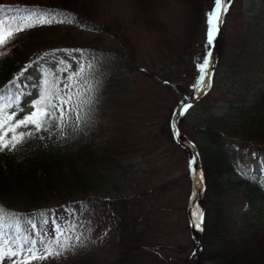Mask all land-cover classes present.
<instances>
[{
    "label": "trees",
    "instance_id": "trees-1",
    "mask_svg": "<svg viewBox=\"0 0 264 264\" xmlns=\"http://www.w3.org/2000/svg\"><path fill=\"white\" fill-rule=\"evenodd\" d=\"M172 1L178 9L173 15H166L160 12L156 0H132L131 19L126 23L120 17H107L100 8V0H0V9H3L0 21L12 28L31 13H47L56 20L66 21L16 32L0 48L3 53L0 54V94L10 98L19 93L17 83L25 82L24 77L32 75L31 70L38 73L35 99L45 79L56 80L63 89L68 79L63 81L47 68L33 69L51 53L77 56L85 67V76L101 80L92 82L96 95L86 124L81 122L77 127L73 113L63 132L59 128L42 131L37 136L43 139L26 138L18 151L0 154V206L24 218V227L33 231L28 223L31 220L36 224V233H51L55 225L74 224V231L66 235H72L73 239L79 236L82 241L69 252L33 264H137L141 258L138 250L143 229L137 227L136 221L142 211L135 199L129 203L134 184L123 173L131 164L127 155L114 145L120 140L122 127L106 116H113L110 111L114 105L121 111L117 97L121 99L124 86L117 84L121 80L113 71L116 64H122L132 73V83H136L138 74L144 75L171 99L165 105L170 109L156 125L169 147H183L172 135L171 114L196 88L197 61L206 51V13L213 8L214 0ZM256 15L264 19L259 11ZM263 19L258 29L247 27L237 49L231 50L234 58L229 65L226 54L231 52L228 51L231 45L226 42V24L221 26L222 39L213 61L210 89L216 87L214 83L225 71V63L231 70L223 76L229 100L225 114H202L192 108L177 122L179 131L197 149V169L203 174L199 194L202 242L195 264H264V180L242 171L231 145L234 141L243 142L264 152V79L254 78L257 74L264 77L261 73L264 71ZM76 25L87 29L89 34ZM77 49L83 50V58L79 52L71 51ZM90 61L92 69L87 67ZM125 74L123 80H128L129 74ZM236 76H243L249 84L241 104L231 99L241 89L233 83ZM102 77L109 79L103 81ZM106 85L104 91L102 87ZM189 114L194 117L192 121L185 118ZM22 115L18 114L17 118ZM188 122L191 125L185 128ZM103 127L108 128L107 132ZM100 206L113 211L110 232L103 236H115L118 229L116 237L120 238L116 244L120 251L116 250L111 259L96 250L83 223ZM118 210L122 213L117 219ZM143 214L147 219L148 212ZM187 220L184 227L192 234L188 243L192 250L197 237ZM224 221L226 226H220ZM183 260L162 263L186 264L187 259Z\"/></svg>",
    "mask_w": 264,
    "mask_h": 264
},
{
    "label": "rangeland",
    "instance_id": "rangeland-1",
    "mask_svg": "<svg viewBox=\"0 0 264 264\" xmlns=\"http://www.w3.org/2000/svg\"><path fill=\"white\" fill-rule=\"evenodd\" d=\"M156 5L161 9L160 12L166 15H173V12L178 9V5L172 0H156ZM132 6V0H100V8L107 17H120L126 23L131 19ZM258 11L264 14V0H232L227 12L223 14L227 31L226 42L229 46L231 45V49L228 51L237 49L238 42L242 34L247 33L248 26L256 30L262 25L259 20L262 21L263 17H257L258 20L255 17ZM68 26H73V24ZM76 28L85 34H89V31L81 25H76ZM221 39V34H217L214 41L215 47L220 44ZM214 51L215 48L212 52L213 59L215 57ZM233 53L234 51H231L226 54L228 65L234 58ZM38 65L51 69L55 76H60L64 81L76 73L81 64L77 56L73 54L56 53L46 57ZM223 69H225L224 72L227 75L231 71L226 68L225 63H223ZM114 71L119 81L121 80V83L117 84H123L124 86V94L120 100L117 97V102H121V111L117 110L118 105H114L110 111L113 116L108 114L106 117L112 118L118 127H122L120 140H116L114 145L127 155L128 162L131 164L128 171L126 169L123 171L124 178H129L131 185L134 184L133 196L129 203L135 199L142 211L139 212L136 221L137 227L140 230L143 229L139 237L140 249L138 250L141 258L137 264H163L162 261L181 263L183 259H187L188 263L194 247L190 250L188 243L192 234L184 226L191 216L192 206L199 202V195L197 196V192H192L190 182L186 176V172L189 171L190 152L183 147H169L159 135L158 126L156 125V122L162 121L161 118L165 117L168 109H170L165 105L170 104L171 99L159 87L152 85L144 76L138 75L136 83H132L130 81L132 73L126 70L122 64H116ZM31 72L33 76L24 77L26 81L19 83L20 90L16 89L24 93L19 97L20 106L24 111L30 109V101L35 93L33 85L37 73H34L33 70ZM124 72L130 75H128V80H123L126 78ZM224 72L220 75L218 82L214 83L216 87L210 93V85L205 87L204 94L194 107L196 112L220 116L225 114L228 108L226 102H229V100L225 91L227 81L223 78ZM261 73L264 75V71H261ZM197 76H199V72ZM109 77H102V79L106 81ZM254 78L264 79L258 74ZM95 81L101 82L99 79L91 80V82ZM209 82L212 83V78L209 79ZM233 83L241 89L237 91L236 96L233 94L231 99L234 103L241 104L245 100L244 91L249 89V84L243 76H236ZM31 84L32 88L30 89ZM82 85L83 81H80L78 87ZM102 88L105 89V86ZM234 89L235 86L232 85L233 93ZM94 95H96V90ZM156 103L160 104L157 106ZM190 114L185 117L188 118V121H192L194 118ZM91 124L92 122H89V125ZM190 125L191 123L188 122L185 128ZM103 128L105 129L104 132H107L108 128ZM124 138L125 140H123ZM237 151L243 169L264 180V153H256L254 149L247 146L237 147ZM162 185L164 186L163 189L158 188L161 189L160 192L156 188ZM118 211L120 214H117V219L122 213V211ZM144 211L148 212L147 219L144 217ZM112 213L111 208L106 209L104 206H100L96 211H91V214L86 216V221L83 222L89 232V239L94 241L96 250L103 251V256L109 259L117 250L116 244L118 245L120 240L116 237L118 230L116 228L113 230V232L116 230L115 236L113 234L103 236L107 231L110 232ZM137 214L136 212L135 215ZM227 222L229 223V220ZM81 223L78 222L79 225ZM226 224L224 221L220 226L224 227ZM28 232L33 233L30 228ZM118 251L120 249L116 252ZM66 252L69 251L64 253ZM56 257L58 256L50 257L45 262ZM5 264H10V261L5 260ZM189 264H195V260H192Z\"/></svg>",
    "mask_w": 264,
    "mask_h": 264
},
{
    "label": "snow or ice",
    "instance_id": "snow-or-ice-1",
    "mask_svg": "<svg viewBox=\"0 0 264 264\" xmlns=\"http://www.w3.org/2000/svg\"><path fill=\"white\" fill-rule=\"evenodd\" d=\"M230 3L231 0H214L212 10L206 13V51L197 61L199 76L194 86L200 90L210 85L207 77L210 76L208 69L213 59L211 49L223 22V14L227 12ZM21 19L22 23L17 24L15 28L0 21V48H3L16 32L51 25L54 22H66L56 20L55 16L50 17L47 13L39 15L31 13ZM71 51L79 52L81 57H84L81 49ZM87 67L92 69L93 63L90 61ZM80 81H83V85L78 87ZM94 92L95 88L91 80L85 76V67L81 63L79 70L64 83L63 89L59 87L56 80L45 79L43 86L39 89L38 97L29 105L31 110L19 118H17L18 114L24 111L20 106L19 97L24 93L19 92L10 98L7 94H0V154L18 151V146H22L26 138L43 139V136H37L42 131L47 132L51 128H59L63 132L64 126L68 120L72 119L73 113L77 127L81 122L86 124L87 117L94 106ZM190 107L191 105L182 101L180 111L176 115L185 113ZM195 163V158L189 163L190 174L196 177L198 186H202L203 174L195 167ZM23 220L24 218L17 217L0 206V264H5V260L10 261V264H33L34 261L60 256L65 251L74 249L77 243H82L79 236L73 239L72 235H66L74 231V224H69L67 227L55 225L51 233H36L34 231L36 224L29 220L28 223L33 229V233H29L24 227ZM202 224L203 213L198 212L192 226L199 229Z\"/></svg>",
    "mask_w": 264,
    "mask_h": 264
},
{
    "label": "water",
    "instance_id": "water-1",
    "mask_svg": "<svg viewBox=\"0 0 264 264\" xmlns=\"http://www.w3.org/2000/svg\"><path fill=\"white\" fill-rule=\"evenodd\" d=\"M208 71H209V70H208ZM208 78H209V77H207V79H208ZM202 91H203V90H202ZM202 91L200 90V91H199V94H201ZM197 98H198V96H194L193 99H192L191 101H189L188 103H192V102L195 101ZM176 117H177V115L174 116L173 121L176 120ZM174 132H175V130L173 131V133H174ZM189 148H190L191 153H192V158H191V161H192L193 158H195V159L197 158V152H196L195 148H194L192 145H189ZM192 178H193V179H192L193 191H194V192L197 191V193H198V191H199V187H198V185H197V180H196L195 176H193V175H192ZM197 213H198V208H197V206H196V207H194V211H193L192 218H191L192 223H193V221H194V219H195ZM194 231H195V233H196V235H197V237H198V241H197V245H196L195 249L193 250V252H192V254H191V256H190L189 263L191 262V259L195 256L196 252L198 251V249H199L200 246H201V233H200V229H198V228H194Z\"/></svg>",
    "mask_w": 264,
    "mask_h": 264
}]
</instances>
